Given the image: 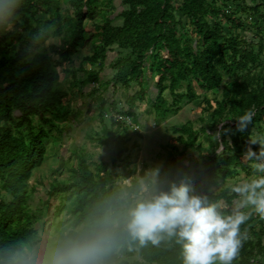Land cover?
Segmentation results:
<instances>
[{
  "label": "trees",
  "instance_id": "obj_1",
  "mask_svg": "<svg viewBox=\"0 0 264 264\" xmlns=\"http://www.w3.org/2000/svg\"><path fill=\"white\" fill-rule=\"evenodd\" d=\"M111 3L70 0L64 9L58 0H17L12 19L0 23V247L42 233V210L29 203L36 185L29 180L43 170L51 134L59 135L65 124L79 118L67 84H88L96 94L134 82L139 93L131 101L146 97L156 124L201 98L213 133L205 127L195 130L190 122L170 130L179 134L176 143L199 153L197 160H188L197 192L210 202H224L226 214L237 195L226 188L216 194L211 188L236 178L238 170L246 176L252 172L242 154L249 136L264 132V0H122L123 9L113 18ZM116 19L121 24L113 26ZM86 21L94 24L93 30L86 29ZM249 31L256 33L257 42L243 36ZM53 38L58 42L45 45ZM88 45L94 46L92 55L83 53ZM111 51L116 58L107 64ZM74 56L81 58L78 68ZM64 63L60 81L57 69ZM106 66L113 72L109 81L101 76ZM151 78L153 99L147 97ZM209 92L215 95L213 102L206 97ZM94 104L104 129L96 138L107 156L91 164L86 149L75 151L78 163L70 169L71 181L49 184L48 195L59 199L54 219L63 211L69 215L64 227L79 223L135 173L129 168L126 122L114 121L111 114L133 116L119 111L117 102ZM249 109L255 112L253 124L239 132L236 121L228 119ZM201 137L212 144L202 147ZM175 149L169 144L159 155L166 168L181 164ZM240 210L249 218L240 227L241 246L232 264H264V219ZM63 223L52 226L58 230ZM122 264H182L181 249L174 242L133 246L123 252Z\"/></svg>",
  "mask_w": 264,
  "mask_h": 264
},
{
  "label": "clouds",
  "instance_id": "obj_2",
  "mask_svg": "<svg viewBox=\"0 0 264 264\" xmlns=\"http://www.w3.org/2000/svg\"><path fill=\"white\" fill-rule=\"evenodd\" d=\"M16 7L17 0H0V23L10 21ZM254 116L249 109L228 120L243 132ZM242 159L254 175L232 187L240 200L230 214L224 202L197 192L190 162L156 164L122 179L79 223L0 247V264H122L126 249L161 242L180 246L182 264H232L249 218L240 209L251 207L264 219V134L249 136Z\"/></svg>",
  "mask_w": 264,
  "mask_h": 264
},
{
  "label": "rangeland",
  "instance_id": "obj_3",
  "mask_svg": "<svg viewBox=\"0 0 264 264\" xmlns=\"http://www.w3.org/2000/svg\"><path fill=\"white\" fill-rule=\"evenodd\" d=\"M69 1L70 0H58L57 5L64 9H68L70 8ZM121 1L122 0H112L110 11H113L114 13L111 15V18L115 17V15L123 9ZM64 9L62 10L63 15L65 14ZM120 24L121 20L116 19L113 21L112 25ZM85 25L87 30H93L94 28V24L91 21H86ZM243 36L247 40L254 39L255 42L259 40L258 38H255L257 35L254 31L243 32ZM54 42H58L56 38L50 39L45 45ZM97 44L98 43L95 40L94 45ZM93 52L94 46L92 45L83 48L84 55H92ZM115 58L116 52H108L106 63L108 64ZM72 60L73 65L78 68L81 58L74 56L72 57ZM83 65L85 68H89L88 63L84 62ZM66 67L67 63H64L61 68L59 67L57 69L59 71L60 81L64 80L65 75L63 73V68ZM261 71L264 73V65L262 66ZM112 75L113 72L108 66L102 70L101 76L103 81H109ZM148 84L150 85L148 86L149 91L147 97L153 99L155 91L152 90V78L148 80ZM143 87H146V81L143 84ZM92 88L93 86L88 84L80 88L71 87L70 84H67L66 89L68 90V99L73 108L80 111L78 114L79 118L71 124H65L66 126H64V130L59 135H55L54 132L51 134L47 144V159L43 166V170L34 173L29 180L31 185H36L33 189L34 194L29 203L31 204L32 209L41 208L42 210L41 223H43V230L39 237L54 234L65 228V221L68 220L69 215L66 211H63L56 219H54L59 199L56 196L50 197L48 191L50 183L67 184L71 181L72 176L70 169L74 164L78 163V160L72 155V153L82 148L86 149L90 155V157H87V161L91 164L106 159L107 151L105 148L99 146V142L96 138L97 134H104V129L102 128L100 114L98 113L94 101L99 103L103 101H108L109 103L117 102V109L119 111H122L123 113H131V116H133V118L128 116L131 118L130 119L127 115H124L126 117V120H124L126 125H124L128 128L125 140L128 149L127 154L129 155V168L134 169L135 173L133 176L138 173L142 174V169L155 166L156 164H162L163 160L159 155L165 154L164 149L168 147L169 144L176 147L175 156L180 163L188 162L189 159L197 160L199 158V153L192 150V148H186L185 146L176 143L175 139L179 134L173 133L172 130H170L172 127H180L181 125H186L190 122L191 127L195 130L199 127H205L204 129L209 132L210 135L213 133V130L209 128L210 120L208 113L204 111L206 104L201 98L189 104L182 105V108L175 116L168 118L163 123L156 124L154 122V114L150 110L149 101L146 97L144 101H139L138 99H134L133 102L131 101L132 97L139 93V87L136 83L131 82L127 88L118 86L117 89L115 88V91H113L110 86L102 93L96 94H92ZM214 96L215 95L210 92L206 94V97L212 102ZM166 97L170 100L168 94H166ZM132 103L134 104L133 106H131ZM198 143H200L202 147H208L209 144H212V141L209 138L201 137L198 139ZM252 147L254 151H258V145H253ZM243 162L248 163L244 160ZM253 175V171L250 175L246 176L244 172L238 170V176L236 178L224 182L219 181L216 186L211 188V191L217 194L226 188L230 194H235L231 191L232 187L235 184L252 178ZM239 200L240 197L238 196L233 200L234 207L239 203ZM244 210L250 212L252 209L251 207H246ZM61 222H64L62 226H60L58 230H55V227L52 226V224ZM39 225L40 224H36V227H39Z\"/></svg>",
  "mask_w": 264,
  "mask_h": 264
},
{
  "label": "built area",
  "instance_id": "obj_4",
  "mask_svg": "<svg viewBox=\"0 0 264 264\" xmlns=\"http://www.w3.org/2000/svg\"><path fill=\"white\" fill-rule=\"evenodd\" d=\"M111 116H112V118H113L114 121H119V122H121V121H123V120H126V119H125L126 117H124V116H122V115H120V114H117V113H115V112H113V113L111 114Z\"/></svg>",
  "mask_w": 264,
  "mask_h": 264
}]
</instances>
